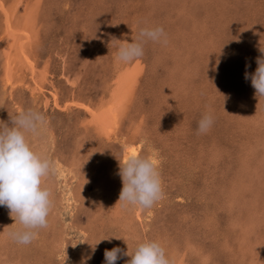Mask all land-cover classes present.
Here are the masks:
<instances>
[{
    "label": "rangeland",
    "instance_id": "obj_1",
    "mask_svg": "<svg viewBox=\"0 0 264 264\" xmlns=\"http://www.w3.org/2000/svg\"><path fill=\"white\" fill-rule=\"evenodd\" d=\"M29 1L36 8L30 54L45 92L32 94L28 67L16 75L21 85L4 87L0 10V120L10 124L9 116L27 108L46 115L47 127L27 138L55 163L44 181L54 207L48 227L20 245L11 233L21 226L0 206V264H81L88 255L86 264H104L105 250L131 252L145 239L159 241L170 264H264V98L245 79L264 55V0ZM143 26H162L168 43L147 42L131 62L137 72L111 141L75 101L94 106L109 98L117 45L132 42ZM209 110L214 124L197 134ZM122 136L157 160L163 182L164 198L141 217L117 203ZM108 236L126 242H99ZM128 259L120 255L116 264Z\"/></svg>",
    "mask_w": 264,
    "mask_h": 264
},
{
    "label": "clouds",
    "instance_id": "obj_2",
    "mask_svg": "<svg viewBox=\"0 0 264 264\" xmlns=\"http://www.w3.org/2000/svg\"><path fill=\"white\" fill-rule=\"evenodd\" d=\"M115 39V38H113ZM117 40V39H116ZM152 42L167 45V34L162 26L139 27L132 42L117 45L115 59L121 63H131L144 55V45ZM264 54V48H260ZM254 72H245V79L251 80L255 96L264 98V55L257 57ZM247 67V65H246ZM10 124L0 120V206L9 210L14 223L21 227L11 233L12 239L20 245H28L38 238L39 232L48 227L54 201L50 188L44 181L56 171L53 160L33 150L28 135L38 137L47 124V117L35 108H27L9 116ZM214 115L209 110L202 114L197 125V134H206L214 124ZM122 182L118 202L122 206L140 211L150 209L164 196L163 182L156 159L138 155L135 152L119 161L117 173ZM116 203V204H117ZM123 239V236H108ZM98 242V243H99ZM96 243L91 246L92 253ZM120 255L130 259L126 264H170L166 251L157 240L139 241L133 251L122 250L117 246L104 252V264H116ZM91 255L82 257L86 264Z\"/></svg>",
    "mask_w": 264,
    "mask_h": 264
},
{
    "label": "bare ground",
    "instance_id": "obj_3",
    "mask_svg": "<svg viewBox=\"0 0 264 264\" xmlns=\"http://www.w3.org/2000/svg\"><path fill=\"white\" fill-rule=\"evenodd\" d=\"M7 0H0V10L3 13L4 17V25L2 26L3 32L2 36L6 39V44L3 46L4 48V70H5V76H4V87L7 88L9 86L10 90H13L14 84L16 85H21L23 82L20 80V78L16 77V75H21L22 70L24 68H27L30 71L31 74V84L32 86L29 87L32 94L36 96L38 92L40 94L45 92L44 86L42 85V78L39 77L38 69L36 67V64L34 63V59L31 58V47L34 45V40H36V31H35V25L34 20L35 19V10L36 8L33 7V4L31 1L27 0L24 1L26 4V10L27 12L25 15L21 18L18 16V10L19 6L22 3L21 0H16L14 2H9L7 4ZM12 1V0H11ZM41 2V1H40ZM39 2V3H40ZM45 3V2H44ZM52 6V5H51ZM38 8V7H37ZM39 9V8H38ZM39 12V11H38ZM37 12V13H38ZM42 12V9H41ZM48 12V11H47ZM43 14V13H42ZM1 15V13H0ZM45 15V14H44ZM47 17V16H46ZM41 18V16H40ZM44 18V17H43ZM134 18V17H133ZM38 21V19H37ZM45 21V20H43ZM136 21V20H135ZM42 22V21H41ZM40 22V23H41ZM208 22V21H207ZM47 23V22H46ZM38 24V23H37ZM41 25V24H40ZM43 25V24H42ZM41 25V26H42ZM49 26V25H48ZM44 27V25H43ZM128 29V28H127ZM41 30V29H40ZM69 30V29H68ZM126 30V29H125ZM38 32V30H37ZM40 33V32H39ZM116 34V33H115ZM119 34V33H118ZM47 35V34H46ZM78 35V34H77ZM1 36V34H0ZM1 36V38H2ZM129 36V34H128ZM41 39V38H39ZM2 40V39H1ZM2 42V41H0ZM39 42V41H38ZM68 42V41H67ZM238 43V42H237ZM67 44V43H66ZM111 46V45H110ZM40 47V45L38 46ZM263 47V46H262ZM36 48V47H34ZM3 50V49H2ZM1 50V51H2ZM112 50V49H111ZM38 51V50H37ZM205 51V50H204ZM39 52V51H38ZM34 53V52H33ZM36 54V53H35ZM34 55V54H33ZM50 55V54H49ZM38 56V55H37ZM115 56V55H114ZM47 57V56H46ZM207 58V57H206ZM36 59V58H35ZM2 60V59H1ZM0 60V61H1ZM111 60V59H110ZM39 61V60H38ZM46 62V61H45ZM115 62V61H114ZM113 62V63H114ZM141 62V61H140ZM146 62V61H145ZM205 62V61H204ZM2 63V62H1ZM63 63V62H62ZM138 64V62H136ZM38 64V62H37ZM64 64V63H63ZM134 64V63H133ZM197 65V64H196ZM46 65H44L45 67ZM116 66V67H114ZM133 66V65H132ZM139 66V64H138ZM257 66V65H256ZM40 66L39 68H41ZM114 67V78L112 81V85H109V87H112L109 93V98L108 99H102L98 104H95L94 106L92 103H86V101H75V105L78 107L82 108L89 116L88 119L91 120L92 124L96 126L97 130L102 131L106 138L108 140H114L112 139L114 135L117 134V129H118V124L115 121L116 114H120L123 109V105L126 99L124 93H129L130 88L132 87L133 81L134 80L132 76V72H137L134 71V69L131 68V63H121L116 61V65H113ZM137 67V66H136ZM141 67V66H140ZM138 67L136 70H140L141 68ZM135 68V67H133ZM42 70V69H41ZM3 71V70H2ZM46 71V69H45ZM26 72V71H25ZM47 72V71H46ZM52 72V71H51ZM44 73V72H43ZM244 74V73H243ZM4 75V73H3ZM29 75V74H28ZM51 75V74H50ZM112 75V74H111ZM112 75V76H113ZM46 76V74H45ZM20 77V76H19ZM22 77V76H21ZM25 77V76H24ZM48 77V76H47ZM29 78V77H28ZM75 78V77H74ZM19 81H18V80ZM30 79V78H29ZM78 79V77H77ZM46 80V79H45ZM49 80V78H47ZM112 80V79H111ZM127 80V81H126ZM47 82V81H46ZM60 82V81H59ZM73 82V81H72ZM76 82V81H75ZM48 83V82H47ZM51 83V82H50ZM49 83V84H50ZM69 83V82H68ZM27 84V83H26ZM30 84V85H31ZM76 84V83H74ZM25 85V84H24ZM26 86V85H25ZM29 86V85H28ZM3 87V85H2ZM1 87V88H2ZM12 87V88H11ZM80 88V87H79ZM106 88V85H105ZM28 89V88H27ZM8 90V89H7ZM57 90V89H56ZM58 93V91H56ZM55 91H50V96L53 99V103L60 107V103L58 101V94ZM61 92V91H60ZM14 93V91H12ZM31 94V93H30ZM47 94V93H46ZM104 94V93H103ZM107 94V93H105ZM131 94V93H129ZM32 95V96H33ZM49 95V94H48ZM66 95V94H65ZM41 96V95H40ZM73 96V95H72ZM39 97V96H38ZM42 97V96H41ZM46 97V96H45ZM33 98V97H32ZM77 98V97H76ZM106 98V97H105ZM3 99V98H2ZM1 99V100H2ZM39 99V98H38ZM48 99V98H47ZM45 99V100H47ZM50 99V98H49ZM71 100L73 99L70 98ZM77 100V99H76ZM79 100V99H78ZM246 100V99H245ZM91 101V100H90ZM89 101V102H90ZM249 102V101H248ZM37 103V102H36ZM43 103V102H42ZM48 103V102H46ZM46 103H43L44 105ZM70 103V102H69ZM72 103V101H71ZM70 103V104H71ZM74 103V102H73ZM51 104V103H50ZM64 105V104H63ZM246 105V104H245ZM74 106V105H73ZM67 107V106H66ZM75 107V106H74ZM77 107V108H78ZM229 107V106H228ZM50 108V107H49ZM232 108V107H231ZM62 109V108H61ZM70 109V108H69ZM67 111V110H66ZM87 119V120H88ZM244 119V118H243ZM84 120V121H87ZM128 120V119H127ZM88 123V122H87ZM86 123V124H87ZM249 123V122H248ZM48 125V124H46ZM89 125V124H88ZM255 125V124H254ZM260 125V124H259ZM91 126V125H90ZM47 127V126H46ZM89 127V126H88ZM93 127V126H92ZM51 131V130H50ZM102 133V134H103ZM50 134H53L52 132ZM117 136V135H116ZM125 136V135H124ZM130 136V135H129ZM53 138V137H52ZM128 138V137H127ZM131 138L134 137L131 136ZM49 139V136H48ZM116 139V138H115ZM119 139V138H118ZM37 140V139H36ZM115 141V140H114ZM117 141V139H116ZM115 141V142H116ZM122 148H123V156H126L132 152V150H135V153L140 155L142 153L141 150V143H134L131 140L128 139H123L122 136ZM37 142V141H36ZM46 145V144H45ZM37 148L39 146H36ZM35 147V149H36ZM39 149V148H38ZM39 152V151H38ZM41 153V152H40ZM151 154V153H150ZM155 154V153H154ZM63 157V156H62ZM214 161V160H213ZM67 168V167H66ZM62 170V169H61ZM60 170V171H61ZM67 170V169H66ZM61 173H65L64 170L61 171ZM76 177V175H75ZM234 182V181H233ZM67 184V183H66ZM65 185V184H64ZM69 185V184H68ZM71 185V184H70ZM233 186V185H232ZM229 187V186H228ZM238 188V187H237ZM224 189V188H223ZM229 189V188H228ZM73 191V190H72ZM232 191V189H231ZM244 191V190H242ZM107 192V191H106ZM64 193V192H63ZM224 193V192H223ZM243 193V192H242ZM73 194V193H71ZM61 195V194H60ZM227 195V194H226ZM64 196V195H63ZM112 196V195H111ZM59 197V196H58ZM74 197V196H73ZM62 198V197H61ZM80 198V197H79ZM67 199V198H66ZM74 200V199H73ZM98 200V199H97ZM234 201V200H233ZM244 201V200H243ZM62 202V201H61ZM62 205V204H61ZM128 209V208H127ZM240 209V208H239ZM122 210V209H121ZM9 211V210H8ZM122 212V211H121ZM3 213V212H2ZM137 213V216L141 217V211L137 209L135 212ZM128 214V213H127ZM3 216V215H2ZM249 216V215H248ZM251 218V217H250ZM118 220V219H117ZM115 221V220H114ZM117 222V221H116ZM9 227V226H8ZM8 229V228H7ZM132 229V228H131ZM151 229V228H150ZM136 234V233H135ZM139 240V239H138ZM119 241V240H118ZM135 242V241H134ZM129 244V242H128ZM174 252V251H173ZM8 258V257H7ZM3 259V258H2ZM8 263V262H7ZM249 264V263H248Z\"/></svg>",
    "mask_w": 264,
    "mask_h": 264
},
{
    "label": "snow or ice",
    "instance_id": "obj_4",
    "mask_svg": "<svg viewBox=\"0 0 264 264\" xmlns=\"http://www.w3.org/2000/svg\"><path fill=\"white\" fill-rule=\"evenodd\" d=\"M132 152H135V150L133 149Z\"/></svg>",
    "mask_w": 264,
    "mask_h": 264
}]
</instances>
